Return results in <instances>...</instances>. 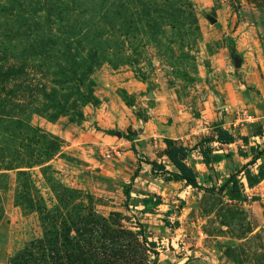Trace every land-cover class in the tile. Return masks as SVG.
Segmentation results:
<instances>
[{
    "label": "rangeland",
    "instance_id": "obj_1",
    "mask_svg": "<svg viewBox=\"0 0 264 264\" xmlns=\"http://www.w3.org/2000/svg\"><path fill=\"white\" fill-rule=\"evenodd\" d=\"M262 115L264 0H0V264H264V180L197 165Z\"/></svg>",
    "mask_w": 264,
    "mask_h": 264
},
{
    "label": "crops",
    "instance_id": "obj_2",
    "mask_svg": "<svg viewBox=\"0 0 264 264\" xmlns=\"http://www.w3.org/2000/svg\"><path fill=\"white\" fill-rule=\"evenodd\" d=\"M259 120H260V123L258 124L255 123L253 125H249L248 127L242 124L241 126L239 127L236 126L233 129L231 127L229 129H225L235 137V142L228 143V144H222L219 142L216 143L217 148L215 150L212 149L213 151L211 154L210 168H208L204 164L203 158L201 154L199 153L201 156V160L198 162L197 165L201 169V172L204 171V169L206 170V172L211 171L213 169V163H212L213 157L219 156L222 158V163L226 167V170L228 172L226 176L231 177L232 175H236V178L238 180V185L240 187L246 186L245 182H248L249 184L248 186L250 188H253L256 185H258L259 183L251 186V183L253 181V176H257V177L259 176L260 171L262 170V166L264 170V153L256 160V162H251V160L253 159L254 155H256L257 153H261L264 150V115L260 116ZM121 137L125 138L126 136L125 137L121 136ZM129 142L131 143V150H132V147L135 146L136 150L138 151V154H135L132 150V152L137 156V159L141 157L143 159H149L150 161H156V160H152L150 158L144 157L139 151V149H137L134 143V140L129 141ZM211 148H214V147H211ZM157 162H163L166 164L167 169H171V166L164 155L162 159H160ZM187 162H188V159H187ZM143 165L144 166L142 167V170L140 172L144 171L148 177H155L152 175L150 171V167L145 164ZM137 166H138V161H137ZM137 166L134 169V172L137 169ZM245 170L249 171L250 175H246ZM139 175L140 173L138 174L136 178H139ZM157 177H162V176H156V178ZM207 177L208 179L211 178L210 173L207 174ZM240 180L243 182V184L240 183ZM263 180L264 179H261L260 182ZM198 181H199V178H198ZM178 183H184V182H178Z\"/></svg>",
    "mask_w": 264,
    "mask_h": 264
},
{
    "label": "trees",
    "instance_id": "obj_3",
    "mask_svg": "<svg viewBox=\"0 0 264 264\" xmlns=\"http://www.w3.org/2000/svg\"><path fill=\"white\" fill-rule=\"evenodd\" d=\"M217 142L222 144H228L235 142V137L229 133L227 130L222 129L221 127L217 128ZM106 134L110 135L112 133L107 132ZM121 136L125 135L122 133ZM129 141H133V139H130V137H125ZM132 150L135 154H138V151L136 150L135 146L132 147ZM212 148L206 150L203 147L199 148V153L201 154L203 158L204 164L210 168L211 165V154H212ZM191 153V148L184 146L183 144H179L173 141H169L167 144V147L164 151V156L166 157L167 161L169 162L171 169H167V166L163 162H157V161H150L149 159H138V166L135 170L134 175L132 176V181L138 176L140 171L142 170L143 164L150 167V171L153 176H162L165 181L167 182H184L185 184L199 189L201 188V185L198 181V176L196 171L192 166H190L187 162L188 156ZM264 153V150L261 153H257L254 155L251 162H256V160ZM246 175H250L249 171L245 170ZM264 179V170L262 166V170L260 171L259 176H253V181L251 183V186L260 183V180ZM228 183H231L234 189L238 188V181L236 179V175H232L230 177V180ZM129 189L130 185L125 187L124 193L127 197H129ZM149 244V245H148ZM147 245L150 248H155V243L150 242L147 243Z\"/></svg>",
    "mask_w": 264,
    "mask_h": 264
},
{
    "label": "water",
    "instance_id": "obj_4",
    "mask_svg": "<svg viewBox=\"0 0 264 264\" xmlns=\"http://www.w3.org/2000/svg\"><path fill=\"white\" fill-rule=\"evenodd\" d=\"M121 136V135H120Z\"/></svg>",
    "mask_w": 264,
    "mask_h": 264
}]
</instances>
